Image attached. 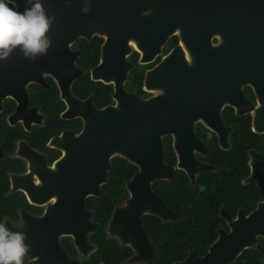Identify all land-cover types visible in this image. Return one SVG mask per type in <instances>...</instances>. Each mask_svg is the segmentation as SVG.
<instances>
[{
  "label": "flooded vegetation",
  "instance_id": "obj_1",
  "mask_svg": "<svg viewBox=\"0 0 264 264\" xmlns=\"http://www.w3.org/2000/svg\"><path fill=\"white\" fill-rule=\"evenodd\" d=\"M16 2L23 5L17 9L22 12L24 0ZM90 3L85 14L84 0H53V8L46 10L55 16L48 55L32 62L15 50L0 60V69L8 71L0 73L5 78L0 81V223L11 230L21 224L23 214L39 215L50 204L57 205L56 213H70L75 204L70 180L81 176L75 169L79 158L85 163L99 160L103 152L125 141L133 143L138 154L149 155L159 126L168 175L149 182L161 203L153 200L154 210L138 216L151 242L150 255L135 260L128 242L107 230L111 210L128 196L124 180L137 169L117 153L106 156L99 192L83 196L87 221L94 223L85 234V250L78 251L69 234L58 235L57 243L76 264H92L95 243L90 233L97 222L90 200L98 196L106 204L101 185L114 156L134 166L122 180L125 192L117 193L119 200L111 203L102 227L105 238L129 249L116 264L142 263L151 256L154 242L146 231H151V223L167 232L171 225L196 227L204 240L209 238L203 250L187 249L183 256L188 251L201 255L229 232L236 238L252 211L258 209L256 218L264 213V0H245L242 6L229 1L222 10L213 7L224 22L245 18L249 31L244 40H228L225 47H218L221 34L211 33L209 43L218 45L212 56L203 55L202 34L180 36L176 29L168 30L171 9L165 0ZM189 55L193 62L181 63L189 61ZM164 56L166 61L160 63ZM125 92L137 100L148 98V103L133 106L140 122L134 137L126 139ZM82 127L85 134L79 139ZM65 150L69 164L56 165ZM160 183L163 193L158 191ZM255 237L258 247L244 246L225 264L249 262L252 250L261 254L264 235ZM94 264L108 263L100 258Z\"/></svg>",
  "mask_w": 264,
  "mask_h": 264
},
{
  "label": "water",
  "instance_id": "obj_2",
  "mask_svg": "<svg viewBox=\"0 0 264 264\" xmlns=\"http://www.w3.org/2000/svg\"><path fill=\"white\" fill-rule=\"evenodd\" d=\"M23 1V0H19ZM53 0H42L46 10L53 8ZM156 1V0H155ZM166 6L171 9V22L168 30L176 29L181 36L182 33H200L202 34L203 55L212 56L214 49L218 45L209 43V35L219 32L221 34V44L218 47H225L223 43L234 39L244 40V33L249 31V25L245 18L238 17L232 22H224L222 14L217 18L214 10H222L224 4L234 1L237 6H242L245 0H165ZM23 5L17 7L22 8ZM158 8L159 5L156 4ZM16 9V10H17ZM52 15V14H50ZM187 19V20H186ZM256 24H253L255 26ZM236 33V37L233 36ZM183 42V41H182ZM203 47L207 50H204ZM243 48L242 44L239 46ZM175 51V48H174ZM173 52V51H172ZM202 54V53H201ZM193 55H189V61L182 60L181 63H192ZM164 56L160 63H164ZM0 69V73H7ZM5 78L0 76V81ZM1 83V82H0ZM3 86L0 84V90ZM2 91H0V96ZM124 105H129L123 111V136L134 137V132L138 129L140 122L136 110L133 106L136 103H148L145 100H137L134 95L123 94ZM148 122V118L146 117ZM160 120H156L158 122ZM162 130L156 126L155 130V148L148 155L138 154L134 149L133 143L124 142L123 146L114 147L113 151H105L99 160H91L84 162V157L79 158L80 163L76 162V171L81 176L71 178L72 187L74 186L75 204L72 210L65 213H56V204H50L39 215L23 214L22 222L12 231H23L27 234L26 243L31 245L29 264H76V262L68 257L62 247L57 243V236L60 234H69L72 237L73 245L80 252H83L87 246L86 232L94 228L93 222L87 221L88 210H86L83 196L86 194H96L99 192L98 184L104 180V172L107 167L106 156L111 153L122 155L127 161L137 164V169L124 180V186L128 191V196L124 199L122 205H116L110 212L107 230L118 237L119 240L128 242L133 248V258L140 260L147 257L151 253V242L143 233L138 216L143 211H153V200L160 202L156 194L150 189L149 182L153 178L166 177L168 169L162 159V151L159 141V135ZM85 134V128L77 135L82 139ZM97 156L99 151H95ZM93 156V157H97ZM69 164L68 151H64V155L57 161L58 164ZM258 209L251 212L248 216L247 227L239 232L234 238V234L229 232L220 240H213L201 255H195L188 251L181 259L174 261L172 264H225L233 259L234 255L244 246L258 247L256 234L264 235V213L256 218L255 213ZM251 217V219L249 218ZM227 244V245H226Z\"/></svg>",
  "mask_w": 264,
  "mask_h": 264
},
{
  "label": "clouds",
  "instance_id": "obj_3",
  "mask_svg": "<svg viewBox=\"0 0 264 264\" xmlns=\"http://www.w3.org/2000/svg\"><path fill=\"white\" fill-rule=\"evenodd\" d=\"M66 2L70 4L71 0ZM24 4L21 12L16 10V0H0V60L8 59L15 50L32 62L48 55V33L55 16L48 15L42 0H24ZM90 8V0H84L81 11L87 14ZM26 239L25 232L12 231L6 223H0V264H27L32 256Z\"/></svg>",
  "mask_w": 264,
  "mask_h": 264
},
{
  "label": "trees",
  "instance_id": "obj_4",
  "mask_svg": "<svg viewBox=\"0 0 264 264\" xmlns=\"http://www.w3.org/2000/svg\"><path fill=\"white\" fill-rule=\"evenodd\" d=\"M119 162L122 165L115 167V163ZM133 169L134 166L132 164L114 156L110 160V168L106 172V181L101 185V192L106 193V204L98 196L89 197L92 199L90 200L92 218L97 222L96 229L90 233V238L95 243V249L90 254L92 264L100 258L107 261L108 264H116L115 262L129 251L127 247L118 246L112 238H105L102 227L111 203L119 200L117 193L125 192L122 187V180L128 177ZM163 190V184L160 183L158 191L163 193ZM111 194L115 195L111 196ZM144 223L147 225L145 221ZM148 228H146V231L151 235L154 242L153 252L144 262L133 264H169L170 260L183 256L187 249L193 252H200L203 250V243L209 239L204 240L205 234H202V231L197 230L196 227L177 229L171 225L170 232H167L151 223L152 229L150 232L147 230ZM167 233L169 234L168 237ZM253 251L251 256H249L250 261L241 264H264V260H252L258 259V256L264 257V251L261 253L262 255H256Z\"/></svg>",
  "mask_w": 264,
  "mask_h": 264
}]
</instances>
